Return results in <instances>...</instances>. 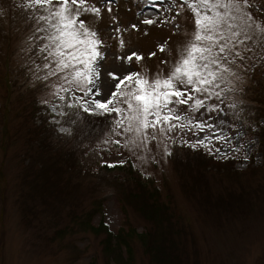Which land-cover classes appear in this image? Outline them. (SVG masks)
I'll use <instances>...</instances> for the list:
<instances>
[{"label": "rangeland", "instance_id": "rangeland-1", "mask_svg": "<svg viewBox=\"0 0 264 264\" xmlns=\"http://www.w3.org/2000/svg\"><path fill=\"white\" fill-rule=\"evenodd\" d=\"M170 3L165 0L161 8ZM116 5L111 14L104 9L98 24L110 45L102 62L104 84L110 81L109 71L123 75L147 67L152 73L159 69L167 73L168 65L161 61L175 59L177 43L184 37L174 35L171 25H144L145 17L136 15L141 10L137 0H116ZM29 15L23 0H0V264H114V254L103 248L104 233L86 225L90 215L91 225L103 222L121 237L130 227L137 233L150 229L168 254L177 257V264H264V136L256 132L264 125V61L247 71L238 70L242 79L235 82V91L225 93L224 103L219 104L222 111L201 109L196 114L197 119L216 125L199 132V138L213 133L228 138L227 142L212 140V155L203 148L194 151L183 146L181 139L198 138L188 131L171 145L172 156L164 157L162 148L153 143L151 153L146 154L148 162L142 164L123 149L120 155L115 150L98 151L100 137L92 129L103 127L101 118L85 114L88 123L74 125L75 116L56 115L60 123L52 122L53 106L57 113L73 110L61 107L63 102L52 95L48 81L35 79L45 72L36 70L43 63L36 49L26 51ZM112 16L128 29L123 33L127 42L123 52L117 51V42L110 38ZM83 19L93 21L87 15ZM178 22L189 30L193 27L189 12ZM131 24H137L139 31L129 28ZM165 41L171 56L157 50ZM132 51L143 55L140 65L133 60L129 69L116 60ZM152 52L156 55L149 58ZM114 83L109 85L113 89ZM104 95L107 98L110 92L105 90ZM44 100L49 103L43 104ZM233 102L235 109L228 107ZM180 111L187 112V108L181 106ZM61 126L73 129V135L60 133ZM234 147L239 151H233ZM216 148L231 158L221 157ZM102 159L136 164L133 168L139 176L158 189L159 198L168 206V219L159 223L146 219L128 197L135 184L119 166L102 169ZM127 242L130 264H160L136 234ZM114 253L118 264H124L129 255L124 246Z\"/></svg>", "mask_w": 264, "mask_h": 264}, {"label": "snow or ice", "instance_id": "snow-or-ice-1", "mask_svg": "<svg viewBox=\"0 0 264 264\" xmlns=\"http://www.w3.org/2000/svg\"><path fill=\"white\" fill-rule=\"evenodd\" d=\"M164 2L137 0L141 10L136 15L145 17L144 25H171L174 35L184 37L177 43L175 59L161 61L168 65V72L159 69L152 73L147 67L140 72L125 71L123 75L109 71L110 81L105 85L102 62L107 57L105 49L110 45L106 43L107 38L101 36L98 24L105 8L111 14L114 6H118L116 0H23L25 11L30 13L31 26L26 51L36 49V55L43 61L36 70L45 72L35 79L48 81L52 95L63 102L61 107L73 110L57 113L53 106V123H60L56 115L75 116L71 121L74 125L87 124L85 114L101 118L103 127L92 129L100 137L98 151L115 150L120 155L123 149L142 164L148 162L146 154L151 153L153 143L156 148H162L164 157L172 156L171 145L176 143L177 136L188 131L198 138L195 141L181 139L180 143L194 151L203 148L212 155L213 139L227 142L226 136L215 133L199 138V132L212 130L216 125L197 119L196 114L201 109L208 113L222 111L219 104L224 103L225 93L235 91V82L242 79L238 70L247 71L248 67L254 68L264 61V0H180L179 3L171 0L168 7L162 9ZM143 8L155 11L145 13ZM167 12H175V15H162ZM185 12L191 13V30L178 22ZM86 15L94 22L85 21ZM111 20L109 30L113 35L110 38L117 42V51L123 52L127 47L123 33L128 29L119 25L117 17L112 16ZM129 28L139 31L137 24ZM144 35H148L147 30ZM157 50L169 56L173 54L167 41L158 44ZM155 55L152 52L149 58ZM143 59L136 51L116 56V60L129 69L133 60L140 65ZM52 77L56 78L55 82ZM112 82H115L114 89L109 86ZM105 90L110 92L107 98ZM212 100L219 103L209 104ZM181 106H185L187 112H181ZM228 107L235 109L237 104L233 102ZM58 131L73 135L71 128L61 126ZM215 151L225 159L231 158L222 148ZM233 151H239V147H234ZM125 162L102 159V166L114 168Z\"/></svg>", "mask_w": 264, "mask_h": 264}, {"label": "trees", "instance_id": "trees-1", "mask_svg": "<svg viewBox=\"0 0 264 264\" xmlns=\"http://www.w3.org/2000/svg\"><path fill=\"white\" fill-rule=\"evenodd\" d=\"M34 114L36 113L34 112ZM256 132L259 136H264V125L260 126V128ZM71 162L74 163L73 161ZM200 163L205 164L206 161L205 163L204 161H200L199 164ZM102 169L108 171V169L110 170L111 168H108L104 165L102 166ZM118 169L119 171L125 173L128 176V179H130L135 184L133 191H129L128 197L136 203L138 211L143 214L146 219L152 220L155 223H159L161 220L168 219V206L159 198L160 195L158 189L145 182V180H143L142 177L139 176L136 170L132 167L131 163L119 166ZM91 216L92 215L86 218V225L89 226L91 230L97 233L101 231L104 233L105 237L103 241V248L107 253H110L112 255L114 254L113 258L116 259L114 264H118L117 255L114 253V250L118 246H124L127 249V252H129V255H127V258L123 261V263H131L132 256H130L131 251L127 242V239H130L131 234H136L137 237L145 245H148L146 249L150 251V254L151 256H153V258L155 256L154 259L157 260L158 263L163 264V262H165L167 259H172V261H174H170L171 264L176 263L175 261L177 260V257H172V253L170 255L168 254L166 247L163 245L162 241L157 240L156 236L153 235V231H151L150 229L137 233L134 228L130 227L128 228V230L131 231V233L126 230L125 237H121L118 236V234H113V232L103 222H99L97 226L91 225Z\"/></svg>", "mask_w": 264, "mask_h": 264}]
</instances>
